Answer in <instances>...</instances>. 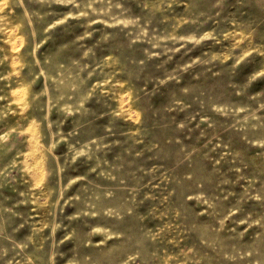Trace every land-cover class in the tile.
I'll return each instance as SVG.
<instances>
[{
  "label": "rangeland",
  "instance_id": "obj_1",
  "mask_svg": "<svg viewBox=\"0 0 264 264\" xmlns=\"http://www.w3.org/2000/svg\"><path fill=\"white\" fill-rule=\"evenodd\" d=\"M0 264H264V0H0Z\"/></svg>",
  "mask_w": 264,
  "mask_h": 264
}]
</instances>
